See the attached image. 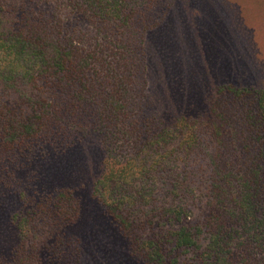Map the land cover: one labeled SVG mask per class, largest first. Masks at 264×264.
Here are the masks:
<instances>
[{
	"label": "trees",
	"instance_id": "trees-1",
	"mask_svg": "<svg viewBox=\"0 0 264 264\" xmlns=\"http://www.w3.org/2000/svg\"><path fill=\"white\" fill-rule=\"evenodd\" d=\"M174 1L0 0V193L21 201L5 264L79 260L75 190L16 177L89 136L91 197L136 260L264 264V88L220 85L201 115L150 111L146 38Z\"/></svg>",
	"mask_w": 264,
	"mask_h": 264
},
{
	"label": "rangeland",
	"instance_id": "rangeland-1",
	"mask_svg": "<svg viewBox=\"0 0 264 264\" xmlns=\"http://www.w3.org/2000/svg\"><path fill=\"white\" fill-rule=\"evenodd\" d=\"M146 48L151 113L201 115L220 85L264 88V0H175L163 25L147 36ZM100 158L99 140L89 136L63 152H50L16 179L30 191L75 190L80 214L69 234L79 242L76 264H143L91 197ZM20 210L13 189L0 193V264L16 244L10 219Z\"/></svg>",
	"mask_w": 264,
	"mask_h": 264
}]
</instances>
